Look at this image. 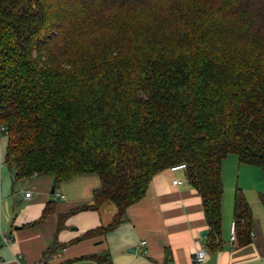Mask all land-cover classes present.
<instances>
[{
    "label": "trees",
    "instance_id": "16d2710c",
    "mask_svg": "<svg viewBox=\"0 0 264 264\" xmlns=\"http://www.w3.org/2000/svg\"><path fill=\"white\" fill-rule=\"evenodd\" d=\"M0 125L14 181L98 176L91 204L70 213L117 212L82 238L116 228L154 175L185 163L214 253L223 159L264 172V0H0ZM252 219L236 188L238 245Z\"/></svg>",
    "mask_w": 264,
    "mask_h": 264
},
{
    "label": "crops",
    "instance_id": "0c3cea01",
    "mask_svg": "<svg viewBox=\"0 0 264 264\" xmlns=\"http://www.w3.org/2000/svg\"><path fill=\"white\" fill-rule=\"evenodd\" d=\"M2 134L0 264H106L84 258L103 254H108L111 264H197L192 259L193 251L205 247L207 226L200 195L189 183L185 170L166 168L160 171L152 177L145 195L126 209L116 228L82 238L88 230L111 223L117 212L107 201L96 210L70 213L91 204L92 191L99 186L98 176L76 175L55 186L53 194L50 193L53 182L47 175L14 181L13 170L4 161L6 139L3 143ZM237 159L227 155L221 166L222 248L214 253L207 252L200 264H264V216H253L249 243H229L233 194L238 185L235 186L236 181L233 184L227 168ZM173 179L180 183L173 184ZM26 192H30L28 197ZM56 194H62L63 198ZM259 198L264 202L262 192ZM47 203H51L53 210L38 221ZM64 214L68 216L57 230L58 217ZM202 231L206 232L204 236H201ZM1 234L9 236L10 240L3 242ZM52 244H55V251L42 258Z\"/></svg>",
    "mask_w": 264,
    "mask_h": 264
},
{
    "label": "rangeland",
    "instance_id": "374dc122",
    "mask_svg": "<svg viewBox=\"0 0 264 264\" xmlns=\"http://www.w3.org/2000/svg\"><path fill=\"white\" fill-rule=\"evenodd\" d=\"M2 136V142L5 141L4 134ZM231 158H236V154H228ZM238 160V159H237ZM233 164H228V170L230 171L233 184L235 182L236 188H239L244 192L247 202L251 208L252 215L262 218L264 216V202L259 198V193L262 192L264 196V172L252 165L240 164L238 161ZM235 188V189H236ZM235 192V190H234ZM234 197V194H233Z\"/></svg>",
    "mask_w": 264,
    "mask_h": 264
},
{
    "label": "built area",
    "instance_id": "2783aa9c",
    "mask_svg": "<svg viewBox=\"0 0 264 264\" xmlns=\"http://www.w3.org/2000/svg\"><path fill=\"white\" fill-rule=\"evenodd\" d=\"M0 133H4L5 134V128L2 125H0ZM169 169L172 170V171H175V170H186V164L185 163H178V164L170 166ZM172 183L173 184H179L180 180L173 179ZM29 195H30V192H26L25 193V196L28 197ZM56 195L59 198H63L62 194H56ZM1 239H2L3 242H7V241L10 240V237L1 234ZM236 242H237L236 230H235V224H234V221H233L232 224H231V227H230L229 243L231 245H234ZM206 255H207L206 248L205 247H199V248H196L193 251L192 259H193L194 263L200 264V263L204 262V260L206 258ZM18 257H20V256H18Z\"/></svg>",
    "mask_w": 264,
    "mask_h": 264
},
{
    "label": "water",
    "instance_id": "95a60500",
    "mask_svg": "<svg viewBox=\"0 0 264 264\" xmlns=\"http://www.w3.org/2000/svg\"><path fill=\"white\" fill-rule=\"evenodd\" d=\"M50 193H51V194L54 193V186L51 188ZM205 233H206L205 231H202V232H201V236H204Z\"/></svg>",
    "mask_w": 264,
    "mask_h": 264
}]
</instances>
